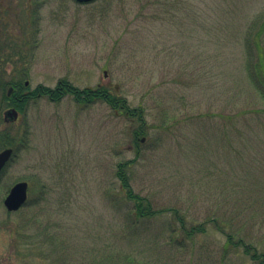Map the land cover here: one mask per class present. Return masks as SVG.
<instances>
[{
	"label": "rangeland",
	"instance_id": "rangeland-1",
	"mask_svg": "<svg viewBox=\"0 0 264 264\" xmlns=\"http://www.w3.org/2000/svg\"><path fill=\"white\" fill-rule=\"evenodd\" d=\"M0 49L6 93L67 91L16 117L4 102L15 156L0 178V264H254L242 247L223 255L229 234L263 250L264 81L249 70L264 58V0H0ZM98 87L141 113L71 92ZM125 163L162 212L137 218ZM22 181L28 201L9 212Z\"/></svg>",
	"mask_w": 264,
	"mask_h": 264
},
{
	"label": "trees",
	"instance_id": "trees-1",
	"mask_svg": "<svg viewBox=\"0 0 264 264\" xmlns=\"http://www.w3.org/2000/svg\"><path fill=\"white\" fill-rule=\"evenodd\" d=\"M263 33V29L259 30L257 33V37L255 38V41H253L252 48L256 47L259 53H262V42H261V35ZM250 65H254L256 67V60L252 57H250ZM258 68H255V70H249V74L252 77L255 84L259 87L262 80L264 81V58L259 59V63L257 64ZM1 70V69H0ZM18 84V83H17ZM20 87V95L18 96H12L8 97L7 93L5 92V86L4 80H1L0 76V121H1V112L5 109L4 102H6L7 106L15 107L17 111H20L23 109V107H27L29 102L33 100V98L36 96H44L47 95L50 97V99L54 102L60 101L62 97L66 94L67 91L63 89V85H59L55 90H49L44 87L37 88L34 92H28L25 93L23 90V85L18 84ZM263 94H264V85L262 83V86L259 88ZM70 91V90H68ZM71 92L75 94L76 99L78 102H83L82 100H85L87 102L92 101H103L107 103L109 106H111L113 109H120L125 111V115H128V117H135L138 116L140 113L137 111H132L128 105L127 101L121 97V95L118 92H115L111 90L110 88H97L95 90H78V89H71ZM22 95V97H21ZM18 97V99H15ZM4 108V109H3ZM119 111V110H118ZM140 121H143L140 120ZM144 124V122H142ZM142 128L135 131L134 135L135 137L141 135ZM5 134H8V132H5ZM225 136V134H224ZM7 140H4V135H0V148H12V140L10 138V135L8 134ZM232 143V142H231ZM128 163L121 164L118 167L117 171V177L119 178L121 182L122 190L125 192L127 198L131 201H133L136 205V212H137V218H149L154 216L155 214H158V212L162 211H156L153 209V206L150 202L147 201L144 197H141L138 194H135L130 179L127 172ZM176 213V212H175ZM200 229V228H199ZM194 232V229H192ZM204 230L201 228V231ZM235 241V236L232 234L227 235V242L224 246V255L223 258H225L230 250H236L237 248H243L245 255L249 256L250 259L254 262V264H264V242L259 243L260 247L263 249L262 251L259 249V247L255 246L253 243H247L244 238L239 239L237 242Z\"/></svg>",
	"mask_w": 264,
	"mask_h": 264
},
{
	"label": "water",
	"instance_id": "water-1",
	"mask_svg": "<svg viewBox=\"0 0 264 264\" xmlns=\"http://www.w3.org/2000/svg\"><path fill=\"white\" fill-rule=\"evenodd\" d=\"M76 1L81 4H87V3H92L96 0H76ZM13 113H14L13 115L16 116L15 111ZM12 155H13L12 149H5L2 152H0V175L3 169L10 162ZM28 189H29V185L25 181L18 182L11 188L4 201V205L8 211L10 212L18 211L27 203Z\"/></svg>",
	"mask_w": 264,
	"mask_h": 264
},
{
	"label": "flooded vegetation",
	"instance_id": "flooded-vegetation-1",
	"mask_svg": "<svg viewBox=\"0 0 264 264\" xmlns=\"http://www.w3.org/2000/svg\"><path fill=\"white\" fill-rule=\"evenodd\" d=\"M0 54H2V55H10L7 51H5V50H1L0 49ZM10 62V58H5L3 61H1V66H0V69L1 68H4L5 66H7V63H9ZM9 85H10V89H9V92L7 93V95H9L10 93H12V96H19L20 94V87H19V85L17 84V83H12V82H9ZM12 96H10V97H12ZM21 97H22V95H21ZM15 99H18V97H16ZM9 110V109H8ZM7 109H5L4 110V113H3V119L4 120H8L9 118H8V111ZM8 118V119H7Z\"/></svg>",
	"mask_w": 264,
	"mask_h": 264
}]
</instances>
